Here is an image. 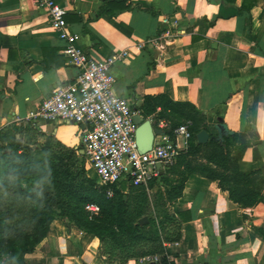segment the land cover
<instances>
[{"label":"crops","instance_id":"1","mask_svg":"<svg viewBox=\"0 0 264 264\" xmlns=\"http://www.w3.org/2000/svg\"><path fill=\"white\" fill-rule=\"evenodd\" d=\"M56 1L65 10L69 31L78 34L77 46L92 57L128 52L113 64L114 91L129 99L143 120L158 129L163 122L175 123L177 114L162 108L161 100L169 99L196 110L203 117L198 128L211 136H217L218 117L234 134L221 152L224 163L209 161L216 150L211 139L195 150L188 142L178 154L190 169L180 196L170 204V213L181 214L182 221L180 240L166 244L167 259L173 264H264V0H126L133 6L113 8V17L97 15L107 0ZM63 47L34 0H0V129L25 123L55 85L74 80L77 70ZM38 126L43 134L38 139L50 135L80 147L78 126ZM204 167L223 177L232 171L251 173L238 187L241 194H254L256 203L234 202L226 190L234 185L223 188L200 172ZM99 246L94 234L54 219L25 260L108 264ZM125 264H161V257Z\"/></svg>","mask_w":264,"mask_h":264},{"label":"trees","instance_id":"2","mask_svg":"<svg viewBox=\"0 0 264 264\" xmlns=\"http://www.w3.org/2000/svg\"><path fill=\"white\" fill-rule=\"evenodd\" d=\"M132 6L126 0H107L98 9L97 15L109 14L113 17V8ZM161 103L162 108L173 111L179 119L189 117L185 107L197 112L186 103L169 99H162ZM178 120L171 126L168 124L170 128L166 131L172 136L176 126L191 121L189 148L198 149L201 145L195 137L200 131L198 126L191 119ZM33 126L26 121L0 129V264H28L25 255L34 251L54 219H69L80 230L94 234L100 243L98 254L106 257L108 264H125L130 259L154 255L161 256V264H173L166 257V244L180 240L181 214L175 216L170 213L160 224L154 204L149 199L150 191H157L167 169L158 181L153 179L147 186L121 181L114 186L113 196L107 198L103 188L87 174L83 164L85 156L79 153L80 147L66 146L50 135L45 136L42 144L37 140L43 134ZM34 130L38 132L36 135ZM233 135L226 136L222 142L211 139L216 150L213 157H208L209 161L224 163L222 151ZM185 158L178 155L177 167L186 161ZM185 166L188 171L189 163ZM185 168L184 177L169 192L171 201L181 194L183 182L189 174ZM200 172L218 180L222 187L231 182L234 189L229 186L226 190L239 205L256 203L254 194H241L238 187L239 182L247 181L251 173L232 171L223 177L209 167ZM123 182L125 189H121ZM87 203H96L99 212L89 213L85 209ZM143 218L146 221L140 222ZM153 223L159 225L154 232L140 234Z\"/></svg>","mask_w":264,"mask_h":264},{"label":"built area","instance_id":"3","mask_svg":"<svg viewBox=\"0 0 264 264\" xmlns=\"http://www.w3.org/2000/svg\"><path fill=\"white\" fill-rule=\"evenodd\" d=\"M34 1L46 11L52 29L64 42L62 52L70 58L77 73L73 81L55 85L28 113L26 121L37 127L46 123L78 126L80 148L107 198L113 196L114 186L121 181L144 186L153 179L158 181L180 151L187 148L191 121L176 126L171 132L173 137L165 130L164 134L155 135L150 150L138 151L133 118L139 112L132 108L129 99L114 91L113 64L123 60L128 52L114 51L101 59L92 57L77 46L78 34L69 31L65 10L56 0ZM163 123L161 128H167L168 124ZM85 209L91 214L99 212L96 203H87ZM150 257L158 260L161 256Z\"/></svg>","mask_w":264,"mask_h":264},{"label":"rangeland","instance_id":"4","mask_svg":"<svg viewBox=\"0 0 264 264\" xmlns=\"http://www.w3.org/2000/svg\"><path fill=\"white\" fill-rule=\"evenodd\" d=\"M187 112L189 113V117L180 118L178 121H182L183 119H191L195 126H200L199 124L202 121L203 117L197 112L194 113V111H192V110L187 109ZM35 127H37V126H35ZM34 129H36L37 131H40L39 127H38V129L37 128H34ZM36 130H34L35 132L33 131L34 135H36L38 133ZM37 141H40V143L43 144L45 139L44 140L38 139ZM51 143L54 144L53 141H51ZM177 157H176L174 163L172 164V167L170 166L169 169H167L165 171V176H164V178H161L162 180H160V182L157 186V191L156 190L155 191L149 190L151 193L149 195V199H151L152 200L151 202L154 204L155 211L157 213V216L159 217L158 223H160V224H162L163 223L162 221H164L165 217L168 214H170V204H171V199L169 197L170 190L172 189V187H175V185H177V183L185 175V173H183L184 170H182V168L177 167V165H178V164H176L178 161ZM188 163L189 162H183V166L186 167L185 165ZM83 164L85 166L87 174L90 177H92L95 180V182L98 184V181L95 177L93 169H92L91 165L86 161L85 158L83 159ZM185 170H186V168H185ZM121 189H125V183L124 182L121 184ZM123 191L125 192V190H123ZM66 222L68 224H71L69 219H67ZM157 225H158L157 223L150 224L148 227L144 228L140 234L141 235H147L150 232H154L156 230V228L159 226V225L158 226Z\"/></svg>","mask_w":264,"mask_h":264},{"label":"water","instance_id":"5","mask_svg":"<svg viewBox=\"0 0 264 264\" xmlns=\"http://www.w3.org/2000/svg\"><path fill=\"white\" fill-rule=\"evenodd\" d=\"M133 120L136 124L134 137L138 151L146 152L151 149L155 135L164 134L165 132L162 129L154 127L149 119L143 120L140 115H135ZM81 128H83V125H81ZM214 128L217 131L216 137L211 136L206 130H200L196 133L197 142L205 144L210 139L222 142L226 136L233 134L222 122L221 117L217 118V123L214 124ZM79 153L84 154L82 149L79 150ZM158 167L160 168V165ZM144 221H146V218L140 220V222Z\"/></svg>","mask_w":264,"mask_h":264}]
</instances>
